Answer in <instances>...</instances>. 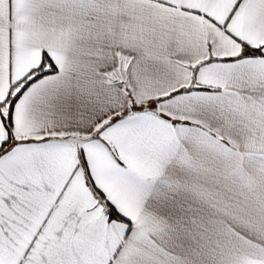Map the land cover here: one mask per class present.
<instances>
[{
  "label": "snow or ice",
  "instance_id": "6c2138e0",
  "mask_svg": "<svg viewBox=\"0 0 264 264\" xmlns=\"http://www.w3.org/2000/svg\"><path fill=\"white\" fill-rule=\"evenodd\" d=\"M0 264H264V0H0Z\"/></svg>",
  "mask_w": 264,
  "mask_h": 264
}]
</instances>
